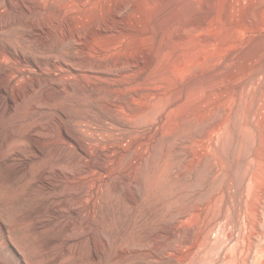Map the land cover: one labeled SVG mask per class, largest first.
<instances>
[{
	"label": "rangeland",
	"instance_id": "rangeland-1",
	"mask_svg": "<svg viewBox=\"0 0 264 264\" xmlns=\"http://www.w3.org/2000/svg\"><path fill=\"white\" fill-rule=\"evenodd\" d=\"M0 264H264V0H0Z\"/></svg>",
	"mask_w": 264,
	"mask_h": 264
}]
</instances>
